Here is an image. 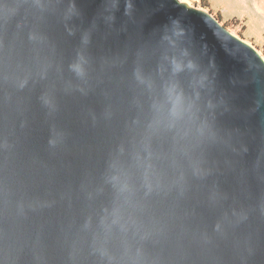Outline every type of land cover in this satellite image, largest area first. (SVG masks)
Returning <instances> with one entry per match:
<instances>
[{
  "label": "water",
  "instance_id": "obj_1",
  "mask_svg": "<svg viewBox=\"0 0 264 264\" xmlns=\"http://www.w3.org/2000/svg\"><path fill=\"white\" fill-rule=\"evenodd\" d=\"M0 264H264V58L182 0H0Z\"/></svg>",
  "mask_w": 264,
  "mask_h": 264
},
{
  "label": "rangeland",
  "instance_id": "obj_2",
  "mask_svg": "<svg viewBox=\"0 0 264 264\" xmlns=\"http://www.w3.org/2000/svg\"><path fill=\"white\" fill-rule=\"evenodd\" d=\"M210 12L264 58V0H182ZM236 2V3H235Z\"/></svg>",
  "mask_w": 264,
  "mask_h": 264
},
{
  "label": "bare ground",
  "instance_id": "obj_3",
  "mask_svg": "<svg viewBox=\"0 0 264 264\" xmlns=\"http://www.w3.org/2000/svg\"><path fill=\"white\" fill-rule=\"evenodd\" d=\"M239 1V0H238ZM246 2L249 1V0H245ZM236 3V2H235Z\"/></svg>",
  "mask_w": 264,
  "mask_h": 264
}]
</instances>
